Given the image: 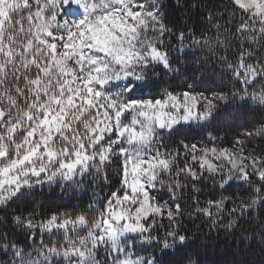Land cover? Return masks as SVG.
Segmentation results:
<instances>
[{"label":"snow or ice","instance_id":"obj_1","mask_svg":"<svg viewBox=\"0 0 264 264\" xmlns=\"http://www.w3.org/2000/svg\"><path fill=\"white\" fill-rule=\"evenodd\" d=\"M189 221L264 253V0H0V264H209Z\"/></svg>","mask_w":264,"mask_h":264},{"label":"trees","instance_id":"obj_2","mask_svg":"<svg viewBox=\"0 0 264 264\" xmlns=\"http://www.w3.org/2000/svg\"><path fill=\"white\" fill-rule=\"evenodd\" d=\"M211 2L219 5L221 0H211ZM228 139L230 140L231 137L229 136ZM70 203L76 204L78 201ZM187 225L189 231L203 238L197 241V246L200 248V258L208 261L209 264H234L235 261L241 259L247 260L248 264H264V253L261 252L262 246L258 243L253 244L249 249L248 244H241L239 235L235 238L226 237L222 230L219 233L215 231L209 233V227L206 224H199V231H197V226L190 221ZM209 234L211 240L207 239Z\"/></svg>","mask_w":264,"mask_h":264}]
</instances>
